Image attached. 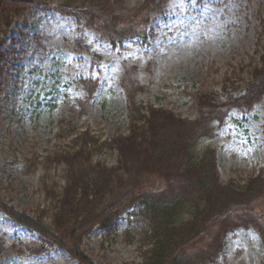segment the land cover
Segmentation results:
<instances>
[{"label":"rangeland","instance_id":"obj_1","mask_svg":"<svg viewBox=\"0 0 264 264\" xmlns=\"http://www.w3.org/2000/svg\"><path fill=\"white\" fill-rule=\"evenodd\" d=\"M28 1L39 9L62 3ZM139 1L119 0L120 14L128 16L123 26L142 27V15L133 14ZM166 11L148 29L147 44L126 41L115 49L99 32L79 33L71 17L50 10H29L9 28L0 47V207L29 219L37 210H51L53 202L46 199L43 185L55 184L60 191L64 173L46 160L66 147L64 135H59L66 121L76 132L88 129L101 142L127 134L125 75L145 87L139 101L196 119L189 93L197 88L220 91L225 74L250 64L264 50V0H170ZM79 76L98 83L92 102L77 91ZM202 145L217 150L221 179L264 177V106L256 105L251 114L231 110L225 125ZM29 159L39 164L25 175ZM97 161L111 169L114 187H120L122 175L128 186L147 180L139 168L125 172L114 151L94 156ZM132 211L122 214L115 236L95 227L82 238L83 264L141 263L143 227L129 223ZM39 244L38 234L0 212V264H79L57 247L30 254ZM224 247L218 264L262 262L263 247L254 231L228 234Z\"/></svg>","mask_w":264,"mask_h":264},{"label":"trees","instance_id":"obj_2","mask_svg":"<svg viewBox=\"0 0 264 264\" xmlns=\"http://www.w3.org/2000/svg\"><path fill=\"white\" fill-rule=\"evenodd\" d=\"M169 3L140 0L133 14L142 15L143 24L136 28L122 25L128 16L120 14L119 0H62L59 6L42 9L28 0H0V47L16 20L36 9L71 17L79 33L94 29L112 49L126 41L147 44L148 29L167 15ZM261 27L264 38L263 20ZM77 50L83 52L79 46ZM258 54L250 64L225 74L220 91L197 88L189 93L196 119L139 101L147 93L145 87L129 82L128 74L122 81L127 102L126 135L101 142L88 129L76 132L70 121L62 120L61 125H67L59 135H64L66 147L46 160L50 168L62 167L64 173L60 191L55 184L43 185L46 199L53 202L51 210H37L29 219L0 207L1 214L16 226L38 234L40 244L30 254L40 255L57 247L83 264L82 238L95 227L115 236L122 214L133 210L128 214L129 223L143 227L140 264H218L227 235L239 230L259 235L264 264V223L260 222L264 219V177L221 179L217 150L202 145L225 125L231 110L251 114L256 105L264 106V50ZM2 60L0 52V63ZM74 82L77 91L92 102L98 83L81 76ZM105 151L116 152L125 172L135 168L146 172V182L128 186L122 175L120 187H114L111 169L93 162L94 156ZM32 160H27L30 164L23 169L25 175L39 164Z\"/></svg>","mask_w":264,"mask_h":264}]
</instances>
